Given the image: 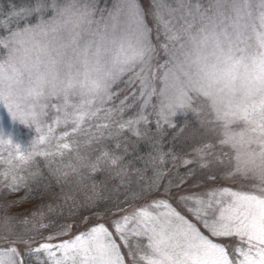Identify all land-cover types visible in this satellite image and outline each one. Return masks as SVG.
Returning a JSON list of instances; mask_svg holds the SVG:
<instances>
[{
  "label": "snow or ice",
  "instance_id": "snow-or-ice-1",
  "mask_svg": "<svg viewBox=\"0 0 264 264\" xmlns=\"http://www.w3.org/2000/svg\"><path fill=\"white\" fill-rule=\"evenodd\" d=\"M164 9L169 17L182 11L184 24L179 30L165 19ZM148 15L157 30H163V44L153 42ZM30 17L38 19L32 23ZM0 30L8 33L0 36V105L13 122L34 127L36 133L30 145L23 147L0 129V148L7 151L0 183L10 192L26 186L21 172L35 164L37 157L45 159L57 183L77 177L80 190L88 187L85 181L106 169L123 176V155L117 150L127 153L126 133L152 149L146 162L154 166L151 190L165 176L159 165L166 158L193 163L163 151L168 129L177 130L178 115L188 113L215 135L219 145L220 156L216 143L192 145L200 167L218 161L225 165L227 177L251 181L246 191L223 188L207 194V199L180 196L209 235L164 200L129 212L117 197L120 214L112 215L109 227L97 220L95 226L76 234L66 219L56 222V230L47 235L40 231L47 224L34 225L40 239L27 235L29 230L15 233L14 238L2 237L6 243L0 245V264H26V254L35 255L38 264H129L127 257L131 264H264V0H213L207 10L191 0L187 4L181 0L177 9L163 0H153L148 9L140 0H120L107 18L99 20L94 0H35L31 6L13 8L0 20ZM158 48H163L168 60L156 68ZM128 74L131 82H140L141 97L156 96L159 103L149 113V99H144L136 115L124 120L123 102L119 108L105 105L116 95L113 86ZM52 99L59 103L52 105L56 115L48 124L44 117ZM151 117L155 118L154 133L149 128ZM60 126L64 130L57 135ZM190 127L185 121L173 140ZM196 132L185 138L195 139ZM105 141H112L114 147ZM84 150L97 154L93 157ZM57 157L61 159L53 169ZM38 174V170L29 172ZM91 192L79 203L74 195L65 196V202H73L68 218L76 214L73 209L96 207L104 199L95 182ZM144 192L142 188L126 199H140ZM190 200L194 207L187 203ZM87 220L81 218V222ZM210 237L236 240L234 255ZM18 241L26 246L23 250ZM121 244L129 249L127 256Z\"/></svg>",
  "mask_w": 264,
  "mask_h": 264
},
{
  "label": "rangeland",
  "instance_id": "rangeland-1",
  "mask_svg": "<svg viewBox=\"0 0 264 264\" xmlns=\"http://www.w3.org/2000/svg\"><path fill=\"white\" fill-rule=\"evenodd\" d=\"M99 1L100 0H94L97 20H99L102 16L107 18L109 13L115 10V6L120 3L119 0L117 4L105 11V9L102 10L96 8ZM82 2H88V0H82ZM163 2L171 8L177 9L181 0H163ZM184 3L187 4L188 0H184ZM191 3L194 6L199 5L202 10H207L211 7L213 0H191ZM182 14V11H176L171 17H169L167 9H164L165 19H171L173 26L177 30H179L184 24V20L180 19ZM122 21L123 17H121V26ZM150 22H152L154 29L157 31L155 38L158 41V44H163L165 42L163 30H157L156 23L152 16H150ZM153 42L155 43V40H153ZM182 42L183 41H180L176 44L177 49H179V44ZM167 60L168 56L165 54L163 48H158L157 56L153 61L156 68H158L159 65L165 64ZM156 68H154V71H156ZM113 91L116 95H114V98L109 101L105 107L119 108L123 102L126 106L123 112L124 120L136 115L137 112L133 115H129L127 114V111L131 108L134 109V104L137 102H140V105L142 106L144 99H149V105L146 109L149 113L152 112L153 106L159 103L156 96H152L150 98L141 97L140 82L138 80L131 82V74L125 75L119 82H117V84L113 86ZM57 103H59V101L56 99H52L50 101V106L46 110L48 112V116L44 117L45 123H52V118L56 115L55 108L52 107V105H56ZM184 117L185 119L187 118V116L183 114L178 115L176 122L178 123ZM150 119L153 122L149 124V128L154 133L156 131L154 123L155 118L151 117ZM0 129L10 133L23 147H28L30 142L36 138L34 127H28L27 125L20 124L19 122H13L11 117L8 115L7 110L2 105H0ZM63 130V126L57 127L56 134L59 135ZM126 137L127 139L124 146L128 149L127 153L123 152V148L117 150L118 155H123V176H117L116 170L106 169L95 173L92 179L85 181L88 187L84 190H80L76 185V180L78 179L77 177L70 176L67 178V181L61 179L60 183H57L56 177L51 174L45 159L37 157L35 164L28 166L23 172H21V175L26 177V181L24 182L26 186H21L19 191L10 192L7 188L2 186V183H0V245L6 243L2 237L9 236L14 238L15 233L24 232L25 230H29L27 235H36V238L40 239V236L36 234L33 227L35 225V228H39L40 223L48 225V228L40 229V231L45 235H47L50 231L56 230V222L63 223L66 219L68 223L73 224V231L76 234L87 231L90 227L95 226V222L97 220L105 221V226L109 227L112 215L118 211L115 207L117 197H119L121 206L129 212H131L133 208L137 207L133 206L134 203L138 202V206H147L154 201L161 200L166 201L176 209V207L169 202V197H165V199H163L158 197L149 198V196L156 191L158 192L162 186L169 187L177 181L183 180L185 178L184 172L188 171V166L183 164L181 161L174 162L170 157L166 158L165 164L159 165L160 168L165 170L164 178L159 181L157 187L148 190V185L151 182V178L154 176V166L151 163L146 162L149 161V153L152 152V149L150 145L143 140L137 142V138L131 136L130 133H126ZM80 139H83V137H80ZM205 141L216 143V150H219L216 138L207 136L202 142ZM200 143L201 142H199V144ZM105 144H107L109 148L114 147L112 141H105ZM163 146L165 147H163V151H172V144H170L167 135L164 137ZM97 147H99V145H93V148ZM96 154L97 153L95 151H91V155L93 157H95ZM6 159L7 151L4 148H0V182H3L4 180L3 173L7 166L2 161ZM60 159L61 158L57 157L56 163L51 165L53 169L57 167ZM68 159V156L63 158L64 162H67ZM185 166H187V168ZM37 170L39 171L38 175H29V172H37ZM93 182L96 183L97 191L102 193L104 199L98 200L96 207H78L77 209H73L76 214L72 218H68L69 210L72 207L73 202L71 200L65 202V196L74 195L79 203L84 200L85 193L88 195L92 194L91 184ZM61 188H63V191H61ZM142 188L145 189L142 198L137 200L126 199V196H130L132 192H140ZM225 188H229L232 191H238L230 187ZM221 189L223 188L219 187L216 189L202 190L199 193H193L194 195L191 197L207 199V194ZM146 196H148L149 199L144 200L146 201L144 202L143 198ZM187 203L189 206H195L191 200ZM49 205H51V211L49 210ZM41 213H43V217H41ZM97 213H99V215H97ZM5 217H9L10 219L6 221ZM82 217L88 218L87 223L81 222ZM24 219L29 221L27 225L20 223V221ZM190 222L194 223V221L191 220ZM110 230L113 229L110 228ZM18 243L20 242L18 241ZM118 243L121 242L118 240ZM142 243L146 244L147 240L143 239ZM133 244L135 245V241H133ZM25 247V245L20 243L21 250ZM122 254H124L123 251ZM24 258L26 260V264H38V260L35 255L26 254Z\"/></svg>",
  "mask_w": 264,
  "mask_h": 264
},
{
  "label": "trees",
  "instance_id": "trees-1",
  "mask_svg": "<svg viewBox=\"0 0 264 264\" xmlns=\"http://www.w3.org/2000/svg\"><path fill=\"white\" fill-rule=\"evenodd\" d=\"M118 1L119 0H100L96 8L108 10L109 8L117 4ZM34 3H35V0H0V20H3L7 16V14L12 11L13 8L31 6ZM140 3L142 7L145 9H148L152 6V0H140ZM146 18L148 20L147 22L148 25L152 28V31H153L152 37L155 38L153 24L152 22H150V15H148ZM37 19H38L37 17L29 18V20L32 23H35ZM23 23H25V21H21V24ZM11 27L14 28L15 25H12ZM7 34L8 33L6 30H0V36H6ZM134 105H135L134 109L131 108L130 110H128L127 114L133 115L135 112L140 110V107H141L140 102H137ZM185 121H187L191 126L189 129V132L185 133L183 136L177 137L176 140H173V136L176 134L179 127H183ZM177 124H178L177 130L168 129L167 136H168V140L170 141V144H172V152H175L179 156H183L186 159H192L193 163L187 165L188 171L184 172L185 178L183 180H179L175 184L167 187V191L169 192L172 191L170 192L172 194L171 198L179 199L181 195L185 196L184 194H191L190 192L187 193V191L189 190H194L196 191L195 193H199L202 190L216 189L219 187H222V188L230 187L238 191L250 190L251 184L249 180L244 179L239 176L234 177V178L227 177L226 176L227 169L225 165L219 164L218 161L211 163L208 168H201L200 165L196 162V158L194 157V153L192 152V145L195 144L199 146V142L202 143L204 138H206L207 136L214 137V138L216 137L207 128H201L199 122L197 121L196 117L192 113L188 114L186 119L184 117ZM192 130H197L196 138L186 139L185 137L189 136ZM215 151H216V155L220 156L219 150H215ZM208 159L211 160L212 157H208ZM221 159H225V163H226V158L221 157ZM187 166L185 167L187 168ZM210 177H214V179ZM164 188L165 187L162 186L160 188L161 190H159L158 192L163 191ZM183 213L191 221L195 222L193 216L186 213L184 209H183ZM230 240L232 239H223V240H216V241L224 245L231 246Z\"/></svg>",
  "mask_w": 264,
  "mask_h": 264
}]
</instances>
